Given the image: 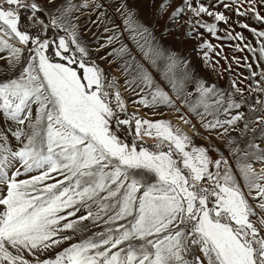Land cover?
I'll list each match as a JSON object with an SVG mask.
<instances>
[{
    "label": "snow or ice",
    "instance_id": "obj_1",
    "mask_svg": "<svg viewBox=\"0 0 264 264\" xmlns=\"http://www.w3.org/2000/svg\"><path fill=\"white\" fill-rule=\"evenodd\" d=\"M233 24L221 85L175 45ZM0 53V264H264V0H0Z\"/></svg>",
    "mask_w": 264,
    "mask_h": 264
},
{
    "label": "rangeland",
    "instance_id": "obj_2",
    "mask_svg": "<svg viewBox=\"0 0 264 264\" xmlns=\"http://www.w3.org/2000/svg\"><path fill=\"white\" fill-rule=\"evenodd\" d=\"M217 10L224 11L222 8H218ZM226 15H230L231 19L229 20V23L231 24L237 17L234 13H227ZM205 19H209L208 17H205ZM240 19H244L241 17ZM246 22H248L252 27L261 28L262 25L259 22H256L253 19H249ZM227 28V25L223 22L219 23V31L217 32L218 37H224L226 35V32L223 31ZM184 29H181V32H183ZM203 31V29H201ZM235 32H240L245 37L244 41L235 40V39H217L212 37L210 34L205 33V37L213 44L216 45V49L210 53V55L213 57L212 63L215 64L216 61H219V64L216 65L215 71L211 65H207L203 62V57L198 51H193L194 45L197 43V41L191 40L185 42L183 45H175L177 47H180L181 50L186 53L190 59L195 64L197 70L201 74V76L207 77L210 81H216L217 77H219V83L221 85H226L229 77L243 79L244 76L249 75V71L246 67H244L245 63H249L252 65V68L259 72L261 68L257 67V60L253 59V53L249 51L247 48H244L243 51L236 50L233 46L237 43L241 44V47L245 43L250 44L253 48H259L260 44L257 42V37L254 36L248 29H244L239 27L236 24H233V34ZM169 41H171V37L168 38ZM125 42L129 44V47H133L131 41L127 39V36H125ZM221 52V56H216L215 52ZM0 55H4L3 53H0ZM227 57V60H225L223 57ZM256 56H259V52L256 53ZM233 57H237L240 59V64L238 65L235 60H233ZM244 57H247V61L244 60ZM0 63H3V61H0ZM229 65H231V70L229 71ZM104 67H107V65H103ZM261 67H264V64H261ZM124 96L127 98L129 94L127 92L123 93ZM130 111L134 110L132 106L130 105ZM142 113L147 117L151 119H158L161 118L160 116H154L149 109H142ZM172 116H175L170 113V110L168 112L164 113V118H171ZM197 144L204 143L201 139L196 140ZM257 170L259 169V165H256ZM239 179V177H238ZM242 183V181H241Z\"/></svg>",
    "mask_w": 264,
    "mask_h": 264
},
{
    "label": "bare ground",
    "instance_id": "obj_3",
    "mask_svg": "<svg viewBox=\"0 0 264 264\" xmlns=\"http://www.w3.org/2000/svg\"><path fill=\"white\" fill-rule=\"evenodd\" d=\"M170 119L172 120V122L174 124H178L179 126L184 127V125L182 124V122L179 121L178 119H176V116H172Z\"/></svg>",
    "mask_w": 264,
    "mask_h": 264
}]
</instances>
